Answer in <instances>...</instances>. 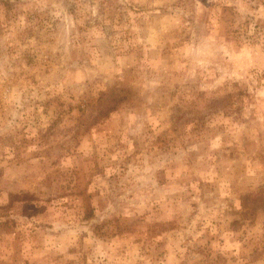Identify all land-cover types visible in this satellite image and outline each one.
Segmentation results:
<instances>
[{
    "label": "rangeland",
    "instance_id": "1",
    "mask_svg": "<svg viewBox=\"0 0 264 264\" xmlns=\"http://www.w3.org/2000/svg\"><path fill=\"white\" fill-rule=\"evenodd\" d=\"M0 264H264V0H0Z\"/></svg>",
    "mask_w": 264,
    "mask_h": 264
}]
</instances>
